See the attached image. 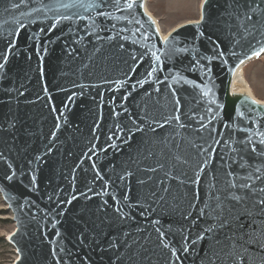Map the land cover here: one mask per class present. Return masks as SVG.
Listing matches in <instances>:
<instances>
[{
  "label": "water",
  "instance_id": "1",
  "mask_svg": "<svg viewBox=\"0 0 264 264\" xmlns=\"http://www.w3.org/2000/svg\"><path fill=\"white\" fill-rule=\"evenodd\" d=\"M145 4L0 0L13 264L264 261V102L231 91L264 0H202L165 37Z\"/></svg>",
  "mask_w": 264,
  "mask_h": 264
},
{
  "label": "rangeland",
  "instance_id": "2",
  "mask_svg": "<svg viewBox=\"0 0 264 264\" xmlns=\"http://www.w3.org/2000/svg\"><path fill=\"white\" fill-rule=\"evenodd\" d=\"M202 0H146V9L156 20L165 35L179 24L199 17ZM243 78L253 96L264 102V54L246 62L242 67ZM15 228L12 213L0 194V264H13L17 258L15 248L7 241Z\"/></svg>",
  "mask_w": 264,
  "mask_h": 264
},
{
  "label": "snow or ice",
  "instance_id": "3",
  "mask_svg": "<svg viewBox=\"0 0 264 264\" xmlns=\"http://www.w3.org/2000/svg\"><path fill=\"white\" fill-rule=\"evenodd\" d=\"M129 7H131V5H129ZM252 11H255V10L253 9ZM247 20L248 21H252L253 17L252 16H248ZM261 52H264V48H261ZM254 54L257 55V56L260 55L259 52L254 53ZM262 143H264V141H262ZM253 151H255V149H253ZM255 171L259 172V168L255 169ZM229 174L231 175V173H229ZM248 178L251 179V176H249ZM8 179H11V177L9 176ZM256 179L259 180V179H261V177L260 176H256ZM231 187H236V185H231ZM240 187L241 188H249L250 185L242 184V185H240ZM259 191L264 193V188L260 189ZM231 199H233V200H235L237 202H240V201H242L244 199V197L232 194L231 195ZM259 203L261 205H264V199L259 200ZM228 257H229V259H232L233 264H236V260L237 259H240V260L248 259L246 253L242 255L240 252H231V251L229 252ZM262 264H264V261H262Z\"/></svg>",
  "mask_w": 264,
  "mask_h": 264
},
{
  "label": "bare ground",
  "instance_id": "4",
  "mask_svg": "<svg viewBox=\"0 0 264 264\" xmlns=\"http://www.w3.org/2000/svg\"><path fill=\"white\" fill-rule=\"evenodd\" d=\"M144 6H145V10H146V12H148L147 9H146V4H145ZM148 13H149V12H148ZM149 14H150V13H149ZM150 15H151V14H150ZM199 15H200V13H199ZM151 16H152V15H151ZM152 17H153V16H152ZM153 18H154V17H153ZM198 18H199V17H198ZM198 18H197V19H198ZM197 19H196V20H197ZM156 24H157V22H156ZM157 28H158V31H159V33L161 34V36H162V37H165V35H166L167 33H166L165 35H163V34L160 32V29H159V27H158V24H157ZM171 30H172V29H171ZM242 67H243V65L237 69V71L235 72V74H234V76H233L232 83H231V91H232V92H238V93H241V92L246 93L247 95H249L250 97H252V98L255 99L256 101H260V100L256 99V98L253 96V94L251 93V91H250L248 85L246 84V82H245V80H244V78H243ZM261 102H263V101H261Z\"/></svg>",
  "mask_w": 264,
  "mask_h": 264
}]
</instances>
